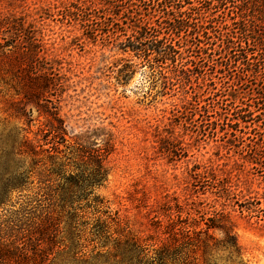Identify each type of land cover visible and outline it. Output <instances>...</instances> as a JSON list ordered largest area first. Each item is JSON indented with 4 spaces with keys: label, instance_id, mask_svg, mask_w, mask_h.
Segmentation results:
<instances>
[{
    "label": "rangeland",
    "instance_id": "374dc122",
    "mask_svg": "<svg viewBox=\"0 0 264 264\" xmlns=\"http://www.w3.org/2000/svg\"><path fill=\"white\" fill-rule=\"evenodd\" d=\"M112 1L0 0V43L29 47L31 38L42 40L37 54L58 74L39 100L28 98L25 81L35 76L37 59L12 67L0 57V193L10 194L0 204V232L7 264H84L113 251L116 239L151 243L157 221L166 225L179 214L199 221L198 230L216 225L200 264H264V220L257 217L264 218V209H248L258 202L264 208V79L243 77L242 64L225 54L224 38L215 33L200 37L201 48L176 37L183 55L177 72L170 61L139 57L125 47L134 22L159 20L165 27L163 19L135 0V20L128 0ZM233 11V3L224 11L206 0L192 14L201 24L238 28ZM41 174L53 186L39 202ZM105 220L112 236L107 250L95 235ZM225 230L241 257L222 245Z\"/></svg>",
    "mask_w": 264,
    "mask_h": 264
},
{
    "label": "trees",
    "instance_id": "16d2710c",
    "mask_svg": "<svg viewBox=\"0 0 264 264\" xmlns=\"http://www.w3.org/2000/svg\"><path fill=\"white\" fill-rule=\"evenodd\" d=\"M133 1L135 0H128L126 2L130 3L129 6L132 12L135 11L136 16L133 18L136 20L140 12L134 8L136 3L131 4ZM136 1L144 3L147 7L151 6V10L153 11H158L160 14L158 19H163V25H165V27H161L159 20H156V25L150 22L138 25L134 22L133 36L128 38V44L125 47L136 52L139 57L149 59L152 55L153 59L151 62L154 63H168L170 61L173 63L174 71L177 72V62L183 58V55L180 50L182 46L175 44L176 37L179 38V41L182 38H186L185 40L188 41V38H190L192 43L195 41L192 45L201 48L200 44L203 41L200 37L203 36L207 40H211L208 36H210V33H215L219 38H224L223 42L226 46L225 54L230 57H236L238 60L235 62L242 64L245 72L243 77L252 75L256 78L264 79V31L261 33L257 31L259 18H262L261 21L264 20V0H209L211 6L224 11L229 4L233 3V7L236 9L233 13L236 16L232 19L234 21L232 26L237 25L238 28L228 27V24L225 22L214 24L215 20H209L203 24L200 21H196L197 19L193 17L192 13L204 9V2L206 0ZM112 2L116 5V1L113 0ZM115 7L121 8L119 4ZM78 10H82V8L80 7ZM223 23L225 25L221 27ZM87 27L91 31L90 26ZM162 30L165 31L161 32ZM17 40L19 41L20 38ZM42 44V40L35 37L31 38L29 47L13 41H6L4 44L0 43V57L3 56L7 59L9 65L12 67L21 64L30 57L37 59V64L32 66V74L35 76L28 77V80L25 79V96L28 98L35 97L38 100L42 97L44 91L56 86L55 79L58 76L55 73L54 66H52L53 64H51L52 67H49L46 57L37 54L42 51ZM190 49L188 48V50ZM190 64L193 66L197 65L195 61H191ZM39 66L40 72L36 68ZM182 71H184V74L192 72L191 69H183ZM168 151L174 153L176 157L179 156V153L174 152L170 146ZM93 152L97 153L98 157H102L101 160H105L104 157L107 156L105 154L103 156L100 155L99 150H94ZM101 163V171H103V161ZM196 175L200 177L202 174L197 173ZM40 183L41 190H44L45 193L42 195L43 199L38 200L39 202L41 200L44 201L45 197L49 196L48 191H51L53 186L52 178L47 174L40 175ZM9 195L5 192L0 193V204L5 203ZM258 204L260 205L261 203L258 202L256 205L250 203L248 209L253 213L263 211L264 208L258 207ZM42 209H44V206ZM178 209V212L181 213L182 211L179 206ZM171 210L172 208L168 207L167 215L169 217ZM47 213L48 215L52 214V211L49 212L47 210ZM257 217L264 220L259 215ZM157 223L158 234L150 238L151 243L146 244L136 237H126L124 240L116 239L113 251H111L106 249L112 240V236L109 235L110 227L108 221L105 220L103 223L99 221L95 227L98 234L95 235L104 238L103 250L107 251L99 252L91 260L85 261L84 264H200L199 253L203 246H206L207 240L211 238L209 232L216 227L215 224L207 223V230H198L200 226L199 221L183 217L181 214H179L177 220H171L166 225L161 221H157ZM225 232L227 238L222 241V245L232 248L238 257H241V248L237 239L231 235L230 230H225ZM5 239V234L0 232V264H7V259L4 255ZM239 264H244L243 260Z\"/></svg>",
    "mask_w": 264,
    "mask_h": 264
}]
</instances>
